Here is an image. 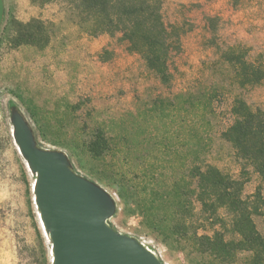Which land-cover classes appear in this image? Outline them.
<instances>
[{
    "label": "rangeland",
    "instance_id": "rangeland-1",
    "mask_svg": "<svg viewBox=\"0 0 264 264\" xmlns=\"http://www.w3.org/2000/svg\"><path fill=\"white\" fill-rule=\"evenodd\" d=\"M3 1L0 264H51L52 257L33 200L36 175L11 139L9 100L39 146L63 151L75 172L113 196L107 223L144 243L163 263L249 264L248 250L209 252L206 240L216 231L225 240L238 236L226 206L215 198L203 206L198 199L195 174L214 166L239 182L249 206L258 185L264 199V181L221 137L233 121L236 96L264 109V81L239 86L220 58L228 46L247 49L251 60L264 51V0H160L163 20L176 27L180 44L169 56L167 83L127 49L119 33H89L78 0ZM31 20L41 23L46 38L14 43L15 22ZM97 130L114 146L101 157L86 148ZM249 210L264 236V206Z\"/></svg>",
    "mask_w": 264,
    "mask_h": 264
},
{
    "label": "trees",
    "instance_id": "trees-1",
    "mask_svg": "<svg viewBox=\"0 0 264 264\" xmlns=\"http://www.w3.org/2000/svg\"><path fill=\"white\" fill-rule=\"evenodd\" d=\"M78 2L82 19L88 23L89 33H119L127 49L139 53L147 67L161 82L170 81L168 61L171 52L180 48L179 34L176 27L168 26L164 22L160 0H78ZM14 31L13 41L16 44L38 43L47 36L46 30L38 20L15 22ZM220 58L231 66L234 81L239 86H252L264 81V51L259 52L256 59L251 60L247 57V49L228 46L221 50ZM8 106L9 110L20 111L12 100L8 101ZM230 113L233 121L221 132V137L233 146L236 156L243 165L252 167L260 180L264 181V109L261 107L252 109L244 98L236 96L232 101ZM11 139L13 140L12 136ZM113 147L102 130L95 131L86 144L88 153L93 157H101L113 150ZM68 161L74 170L69 159ZM206 166L203 171L196 169L198 199L203 206L212 205L213 198L218 201V206H226L231 213V232L238 236L237 241L225 240L224 234L216 231L211 238L206 237L209 252L227 255L244 249L251 252L249 264H264V236L256 229L249 212V207L257 211L264 206L260 185L253 193L254 198L249 206V203L240 197L238 181L222 174L214 166L207 164ZM117 193L122 196L120 191ZM179 194L175 198L178 205L181 203ZM208 200L209 204H206ZM211 210L212 214H216L215 204ZM47 237L49 239L48 233Z\"/></svg>",
    "mask_w": 264,
    "mask_h": 264
},
{
    "label": "water",
    "instance_id": "water-1",
    "mask_svg": "<svg viewBox=\"0 0 264 264\" xmlns=\"http://www.w3.org/2000/svg\"><path fill=\"white\" fill-rule=\"evenodd\" d=\"M3 14L0 0V25ZM10 119L17 150L36 175L33 200L49 234L52 264H165L107 223L116 204L106 189L75 172L63 151L39 146L19 110L10 109Z\"/></svg>",
    "mask_w": 264,
    "mask_h": 264
},
{
    "label": "built area",
    "instance_id": "built-area-1",
    "mask_svg": "<svg viewBox=\"0 0 264 264\" xmlns=\"http://www.w3.org/2000/svg\"><path fill=\"white\" fill-rule=\"evenodd\" d=\"M140 242V241H139ZM141 244H143L144 246H145V244L144 243H142V242H140ZM146 248H148L147 246H145ZM149 249V248H148ZM150 250V249H149ZM151 251V250H150Z\"/></svg>",
    "mask_w": 264,
    "mask_h": 264
},
{
    "label": "bare ground",
    "instance_id": "bare-ground-1",
    "mask_svg": "<svg viewBox=\"0 0 264 264\" xmlns=\"http://www.w3.org/2000/svg\"><path fill=\"white\" fill-rule=\"evenodd\" d=\"M41 224V223H40ZM42 226V225H41ZM44 231V230H43ZM45 235H47L46 233H45Z\"/></svg>",
    "mask_w": 264,
    "mask_h": 264
}]
</instances>
